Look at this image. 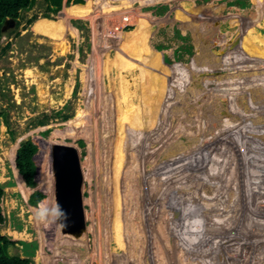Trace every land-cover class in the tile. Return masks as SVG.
I'll return each mask as SVG.
<instances>
[{
	"label": "rangeland",
	"instance_id": "1",
	"mask_svg": "<svg viewBox=\"0 0 264 264\" xmlns=\"http://www.w3.org/2000/svg\"><path fill=\"white\" fill-rule=\"evenodd\" d=\"M67 1L52 13L47 0H37L4 27L0 40V232L15 243L9 253L31 264H67L56 250L57 202L48 203L44 193L45 185L55 196L52 146L66 144L82 155L87 219L82 258L74 255L68 264H228L242 256L261 264L264 254H247L261 246L237 243L243 226L236 229L232 218L258 219L250 239L263 243L264 217L256 214L264 212V143L253 145L264 142V0ZM125 17L129 24H122ZM44 20L57 37L38 30ZM64 40L69 47L62 51ZM26 141L38 148V181L27 199L15 165ZM36 191L46 196L47 216L37 212L41 202L29 203ZM112 192L119 195L116 210ZM111 214L119 225L126 216L125 229L115 224V233Z\"/></svg>",
	"mask_w": 264,
	"mask_h": 264
},
{
	"label": "bare ground",
	"instance_id": "2",
	"mask_svg": "<svg viewBox=\"0 0 264 264\" xmlns=\"http://www.w3.org/2000/svg\"><path fill=\"white\" fill-rule=\"evenodd\" d=\"M124 3V2H123ZM83 6H85V5H83ZM127 7H128V5H126ZM123 8H125V7H123ZM120 9V8H119ZM118 9V10H119ZM129 22H130V18H128V21H127V23L129 24ZM139 22V21H138ZM42 23H45V26L43 27V28H41V29H38L39 31H51V34H52V37H57L58 35H57V31L56 30H54V28H51L50 26H48L49 24L51 25V23H52V21L51 20H44ZM117 28V30L119 29V26H117L116 27ZM141 28V27H140ZM145 29V28H144ZM142 30V28L140 29V30H142L140 33H142L141 35H140V33H138V36H139V38L138 39H140V38H143V40H144V38H145V35H147L146 34V30ZM116 30V29H115ZM54 31V32H53ZM41 32V33H42ZM75 35H76V32L73 30L72 31ZM36 33V32H35ZM119 34V36L121 37L122 35H123V37L124 38H130L132 35H129L128 36V32H119V33H117V35ZM136 35H137V33H136ZM46 36H50V35H47L46 34ZM128 36V37H127ZM119 37V38H120ZM59 39H61V38H56L55 40H59ZM146 39V38H145ZM128 41H130L131 39H127ZM120 41V40H119ZM38 42V41H37ZM57 47H60L61 49H62V51H65L66 49H68V47H69V45H68V43L67 42H65V40L63 41V42H60L59 43V45L57 46ZM126 47V46H125ZM129 47V46H128ZM58 49V48H57ZM54 51V50H53ZM126 51V50H125ZM74 52V51H73ZM128 52V51H127ZM57 53V52H56ZM107 57V56H106ZM157 61H159V60H157ZM27 62V61H26ZM43 62V61H42ZM31 65V64H30ZM57 69V68H56ZM28 72V71H27ZM73 73V72H72ZM182 73V72H181ZM25 74V73H24ZM28 74H32V71H30L29 70V72L27 73V75ZM35 75V74H34ZM183 75V74H182ZM29 77V76H28ZM34 78V77H33ZM73 80V79H72ZM59 81V80H58ZM216 81V80H215ZM242 81V80H241ZM28 82V81H27ZM56 82V81H55ZM60 82V81H59ZM58 82V83H59ZM122 82H123V80H121V81H119V83L122 85ZM135 82V81H134ZM29 83H30V81H29ZM52 83V82H51ZM217 83V82H216ZM34 84H36V83H34ZM60 84V83H59ZM137 84V83H136ZM179 84V83H178ZM37 85V84H36ZM175 85V84H174ZM212 85V84H211ZM215 85H217V84H215ZM68 86V85H67ZM136 86V85H135ZM138 86V85H137ZM176 86V85H175ZM179 86V85H178ZM177 86V87H178ZM38 87V86H37ZM114 87V86H113ZM140 87V86H139ZM210 87V86H209ZM48 88V87H47ZM66 89H68L67 87H65ZM125 88V87H124ZM128 88V87H127ZM206 88V87H205ZM208 88V87H207ZM71 89V88H70ZM175 89V88H174ZM215 89V91H214V94L213 95H221V90H219V91H217L218 90V88H214ZM244 89V88H243ZM178 90V89H177ZM65 91V90H64ZM168 91V90H167ZM221 91V92H220ZM39 92V91H38ZM70 92H71V90H69V92H68V95H70ZM136 92V91H135ZM166 92V91H165ZM181 92V91H180ZM187 92V91H186ZM216 92V93H215ZM40 93V92H39ZM197 93V92H196ZM122 94H124V93H122ZM129 94V93H128ZM165 94V93H164ZM67 95V94H66ZM40 96H41V94H40ZM47 96V95H46ZM66 97V96H65ZM117 97V96H116ZM257 97V96H256ZM123 98V97H122ZM160 98V97H159ZM121 99V98H120ZM164 99V98H163ZM201 101V100H200ZM197 102V101H196ZM199 102V101H198ZM52 103H56V102H54V101H52ZM59 103V102H58ZM60 103H61V100H60ZM118 104H120V103H118ZM208 104V103H207ZM214 104V103H213ZM61 106V105H60ZM122 106V105H121ZM169 106V105H168ZM182 106V105H181ZM253 106V105H252ZM256 106H258V104H256ZM260 106V105H259ZM155 108H156V106H155ZM263 108V107H262ZM152 109H153V107H152ZM166 109V108H165ZM258 109V108H257ZM264 109V108H263ZM119 110V109H118ZM155 110V109H154ZM134 111V110H133ZM205 111V110H204ZM245 111V113H246V111H247V113L246 114H250L251 112H249L248 110H244ZM125 112V111H124ZM166 112H168V111H166ZM209 112V111H208ZM243 112V111H242ZM117 113H118V111H117ZM254 113V112H253ZM252 113V114H253ZM255 113H257V112H255ZM262 113V112H261ZM131 114V113H130ZM136 114V113H135ZM122 115L123 114H119V117H117V118H119V119H121L122 118ZM247 115V116H248ZM116 116H117V114H116ZM127 116V115H126ZM262 116H264V115H262ZM129 117V116H128ZM124 118V117H123ZM137 118V117H136ZM244 118V117H243ZM124 119H126V118H124ZM116 119H114L113 121L114 122H116L115 121ZM123 120V119H122ZM124 121V120H123ZM129 120H127V122H128ZM164 121V120H163ZM243 122H245V121H243ZM119 123V125L120 124H122V123H120V122H118ZM236 124V123H235ZM115 125H117V123L115 124ZM158 125V124H157ZM118 128H116V130H117ZM194 129H195V127H194ZM1 132V131H0ZM3 139V138H2ZM186 140V139H185ZM145 142H147V141H145ZM149 142V141H148ZM109 143V142H108ZM264 142H262L260 145H257V144H254L253 146H256V149H260V147L262 146V144H263ZM113 145V144H112ZM233 145V144H232ZM119 146V145H118ZM238 146V145H237ZM115 147V146H114ZM241 147V146H240ZM239 147V148H240ZM113 148V147H112ZM144 150V149H143ZM142 150V153H144V151ZM123 152H125V151H123ZM238 152V151H237ZM124 154V153H123ZM119 156V155H118ZM122 156V155H121ZM126 157H127V155H126ZM119 158V157H118ZM195 158V157H194ZM244 158V157H243ZM124 159H125V157H124ZM123 159V160H124ZM199 159V158H198ZM239 159V158H238ZM126 160V159H125ZM231 160H232V158H231ZM248 160V159H247ZM127 161V160H126ZM134 161V160H133ZM132 161V162H133ZM240 161H242V160H240ZM239 161V162H240ZM245 161V160H244ZM126 163V162H125ZM116 165V164H115ZM126 168V167H125ZM128 168V167H127ZM248 169H250V168H248ZM117 170V169H116ZM124 170V169H123ZM126 170V169H125ZM128 170V169H127ZM262 170L264 171V166L261 168V172H262ZM238 171V170H237ZM242 171V170H241ZM243 171H247V169L246 170H243ZM116 172V171H115ZM129 172V171H128ZM16 173V172H15ZM239 174V173H238ZM245 174H247V172L245 173ZM230 175H232V174H230ZM18 177H19V182H18V185H19V189H20V191L22 192V194H23V196H24V198L25 199H27V196H28V193H27V191L29 190H33L32 188H29V187H27V186H25V184H24V181L22 180V178H21V176L20 175H17ZM244 176V175H243ZM176 177V176H175ZM245 177H247V176H245ZM110 181V180H109ZM247 181V180H246ZM112 182V181H111ZM153 182H155V181H153ZM200 182V181H199ZM46 183H48V182H46ZM153 184V183H152ZM201 184V183H200ZM206 184V183H205ZM263 184V183H262ZM261 184V185H262ZM113 186V185H112ZM116 186H118V185H116ZM115 186V187H116ZM186 186V185H185ZM44 187H45V189L46 190H44V193L50 198L49 200H48V203H50V202H53L54 201V199H55V196H54V194H53V192H52V190L48 187V186H45L44 185ZM197 187H198V190H201V189H199L200 188V185H197ZM206 186H204V188H205ZM220 187V186H219ZM264 187V186H263ZM213 188V187H212ZM234 188V187H233ZM27 189V190H26ZM203 189V188H202ZM206 189V188H205ZM207 189H208V187H207ZM206 189V190H207ZM222 189V188H221ZM232 189V188H231ZM235 189V188H234ZM121 190V189H120ZM123 190V189H122ZM179 190V189H178ZM188 190H190V189H188ZM220 190V189H219ZM113 191V190H112ZM124 191V190H123ZM204 191V190H203ZM228 191V190H227ZM230 191V190H229ZM228 191V192H229ZM239 191V190H238ZM237 191V192H238ZM7 192H8V190H7ZM205 192V191H204ZM203 192V193H204ZM225 192V191H224ZM122 193V192H121ZM145 193H146V191H145ZM195 193H196V190H195ZM194 193V194H195ZM202 193V194H203ZM211 193V192H210ZM213 193V192H212ZM220 193V192H219ZM218 193V194H219ZM230 193H232V192H230ZM111 194V193H110ZM118 195L117 193H115V192H112V198L113 199H110L111 201H112V203L110 204V208H111V206H112V208H111V210L113 209V210H116V205H115V198H114V195ZM120 194V193H119ZM123 194V193H122ZM192 194V193H191ZM198 194V193H197ZM201 194V193H200ZM205 194V193H204ZM209 194V193H208ZM207 194V195H208ZM226 194V193H225ZM234 195H235V193H233ZM232 194V195H233ZM109 195V194H108ZM187 195V194H186ZM196 195V194H195ZM219 195H221V193L219 194ZM224 195V194H223ZM110 196V195H109ZM119 196V195H118ZM121 196V195H120ZM150 196V195H149ZM197 196V195H196ZM209 196V195H208ZM222 196V195H221ZM179 197V196H178ZM203 197H206V195L205 196H202L201 198L203 199ZM213 197V196H212ZM231 197H233V196H231ZM5 198V197H4ZM215 198V197H214ZM226 198V197H225ZM121 199V198H120ZM205 199H207V197L205 198ZM224 199V198H223ZM240 199V198H239ZM6 200V199H5ZM204 200V199H203ZM212 200V199H211ZM213 200H215V199H213ZM235 200V199H234ZM233 200V201H234ZM258 200V199H257ZM256 200V201H257ZM220 201V200H219ZM229 201V200H228ZM232 201V202H233ZM256 201H255V203H256ZM192 202V201H191ZM211 202V201H210ZM209 202V203H210ZM142 203H143V205L146 203V200H145V202H143L142 201ZM184 204H185V202H183ZM182 203V204H183ZM45 203H40V205L38 206V209H37V212H39V214L41 215V216H47V214L49 213V211H50V209H49V206L45 209V205H44ZM124 204V203H123ZM28 205V204H27ZM52 205H53V207H54V209H55V204H51L50 206H51V208H53L52 207ZM212 205H214V204H212ZM222 205V204H221ZM5 207H7V206H5ZM29 207V206H28ZM189 207V206H188ZM13 208V207H12ZM35 209V207H33L32 206V209ZM219 208V207H218ZM224 208V207H223ZM94 209V208H93ZM101 209H103V208H101ZM125 209H126V207H125ZM190 209V208H189ZM220 209V208H219ZM218 209V210H219ZM260 210H262V211H264V208H259ZM31 210V209H30ZM96 210V209H95ZM182 210V209H181ZM184 210V209H183ZM209 210V209H208ZM8 211V210H7ZM190 211V210H189ZM251 211H253V209H251L250 210V212ZM106 212V211H105ZM186 212V211H185ZM227 212V211H226ZM96 213V212H95ZM110 213V212H109ZM111 213H112V211H111ZM246 214V216H247V213L248 212H243V214ZM254 213H256V212H254ZM190 214V213H189ZM238 214V213H237ZM96 217H98L97 216V214H94ZM248 215H249V213H248ZM257 216L256 217H258L259 219H260V217L261 218H263L264 217V212H262L261 214L258 212L257 214H256ZM94 216V217H95ZM151 216V215H150ZM187 216H190V215H188L187 214ZM204 216V215H203ZM100 217V216H99ZM98 217V218H99ZM205 217V216H204ZM223 217V216H222ZM225 217V216H224ZM223 217V218H224ZM104 218V217H103ZM162 218V217H161ZM227 218V217H226ZM106 219V218H105ZM233 220H234V225L236 226V229H238V228H240V226L242 225L243 227H242V232H240V235H242L241 237H239V239H236V242L237 243H240V242H247V243H251L250 244V246L249 247H251V246H253V244L254 243H256V245H254V246H257V244H259L261 247H259L260 249L259 250H252V248H251V250H250V248H247V250H248V255L250 256V257H252V258H254L253 257V255H257V256H261V254H264V241H263V243H260V242H258V240H257V238L258 237H255V238H253V239H250V237H253V236H255V234H256V232H257V227H259L260 225H259V222H257L258 221V219H257V221H255V220H253V222L252 221H250V222H247V221H245L244 219L242 220V221H238L239 219H237L236 218V216L234 215L233 216V218H232ZM242 219V218H241ZM129 220V219H128ZM99 221V220H98ZM124 221H126V216L121 220V229H125V227H123L124 225H123V222ZM208 221V220H207ZM112 223L111 224V226H113V227H115L114 228V230H115V233L117 232V230H119L118 229V227H116L115 226V224H117L118 226H120L119 225V223H120V219L116 216V215H114V214H111L110 215V217H109V223ZM195 222H197V221H195ZM241 222V223H240ZM33 223V222H32ZM198 223V222H197ZM200 223V222H199ZM225 223V222H224ZM192 224V223H191ZM194 224V223H193ZM203 225V224H202ZM201 225V226H202ZM233 225V224H232ZM233 225V226H234ZM94 226V225H93ZM204 226H205V224H204ZM209 227V226H208ZM217 227V226H216ZM26 228V227H25ZM98 228V227H97ZM191 228V227H190ZM218 228H219V226H218ZM35 229V228H34ZM233 229V228H232ZM190 230V229H189ZM219 230H221L220 228H219ZM61 231H62V229L61 228H59L58 229V239H57V242H58V247L56 246V250L58 251V252H60V254H61V256L62 255H64V257L63 258H65V260L66 259H68V261H67V264L69 263V262H71L72 263V261H74L75 259H74V255L76 256L75 258H82V253H81V250H82V248L84 247V245L83 244H81V240L83 241V243H84V240H83V238H82V235H84V232L82 233V231H80L78 234L77 233H75V232H72V233H67V232H63L62 231V233H61ZM100 231V230H99ZM197 231V230H196ZM209 232V231H208ZM213 232V231H212ZM104 233V232H103ZM216 233V232H215ZM219 233V232H218ZM260 233V232H259ZM63 234H65L66 235V239L64 240L63 238H65L64 236L62 237V235ZM131 234H132V238L133 237H135L134 235H135V233H134V229H132L131 230ZM140 234V233H139ZM201 234V233H200ZM223 234H225V233H223ZM262 234V233H261ZM98 235L100 236V240H101V243L103 244V235H102V232L100 231L99 233H98ZM105 235V234H104ZM213 235V234H212ZM260 235V234H259ZM258 235V236H259ZM21 236V235H20ZM129 236V235H128ZM201 236V235H200ZM202 236H204V235H202ZM230 236V235H229ZM262 236H264V235H262ZM261 236V237H262ZM40 237V236H39ZM86 237V236H85ZM113 237H114V235H113ZM138 237H139V235H138ZM137 237V238H138ZM141 237V236H140ZM234 237H235V235H234ZM202 238V237H201ZM207 238V237H206ZM211 238V237H210ZM232 238V237H231ZM230 238V239H231ZM236 238V237H235ZM116 239V238H115ZM139 240H141V242L144 240V239H141V238H138ZM147 239V238H146ZM233 239V238H232ZM63 240H64V242H63ZM122 240V238L120 237H118V239H117V242H119V244H120V246H121V250L120 251H122L123 253L125 252L124 250H123V245H121L122 243L120 242ZM217 240V239H216ZM136 241V240H135ZM202 241H203V239H202ZM145 242H147V241H145ZM135 243V242H134ZM133 243V244H134ZM140 243V242H139ZM228 243V242H227ZM101 244V245H102ZM106 244V243H105ZM141 245H142V243H140ZM144 244V243H143ZM207 243H206V241H205V245H206ZM219 243H217L216 242V244L214 245L213 244V246H217V247H219V246H221L222 244H221V242H220V244L218 245ZM228 244H230V243H228ZM234 244V243H233ZM232 244V245H233ZM209 245V244H208ZM231 245V244H230ZM237 245V244H236ZM249 245V244H248ZM117 246V244L115 243V242H113V247H112V250L115 248ZM210 246V245H209ZM212 246V245H211ZM235 246V245H234ZM228 247V246H227ZM77 248H78V250H77ZM85 248V247H84ZM130 248V247H129ZM129 248H128V252H125V254L127 255V256H129L128 254L130 253V250H129ZM158 248V247H157ZM212 248V247H211ZM236 248V247H235ZM234 248V249H235ZM255 249H256V247H254ZM131 249V248H130ZM137 249H139V248H137ZM224 249H226V248H224ZM238 249V248H237ZM133 250V249H132ZM230 250V249H229ZM141 251V250H140ZM214 251V250H213ZM220 251V250H219ZM243 251V250H242ZM241 251V252H242ZM41 250H39V261H43L42 260V257L40 256L41 255ZM155 252V251H154ZM203 252V251H202ZM239 252V251H238ZM131 253H133V252H131ZM140 253V252H139ZM215 253V252H214ZM240 253V252H239ZM246 253V252H245ZM58 254V253H57ZM136 255L135 256H138L137 255V253H135ZM217 254V253H216ZM204 255V254H203ZM225 255V254H224ZM229 255H232V254H229ZM241 255H242V253H241ZM247 255V256H248ZM206 256V255H205ZM239 256V255H238ZM263 256V255H262ZM201 257V256H200ZM249 257V258H250ZM128 258V257H127ZM133 258H135L134 256H133ZM225 258V257H224ZM244 258H245V256H242V258L239 260L238 259V261L237 260H235V259H233L232 260V262H229L228 264H256V263H254V262H252V263H248V262H246V261H244ZM122 259V258H121ZM147 259V258H146ZM222 259H223V257H222ZM260 260H263L262 261V263H264V258H259ZM61 260H62V258H61ZM131 260V259H130ZM135 260H137V257L135 258ZM220 260V259H219ZM45 261V260H44ZM213 261V260H212ZM254 261V260H253ZM146 262V261H145ZM222 262V261H221ZM227 262V261H226ZM256 262V261H255ZM59 263V262H58ZM85 263V262H84ZM225 263V262H224ZM261 263V264H262ZM61 264H65V263H62L61 262ZM123 264H126V263H124L123 262ZM127 264H129V263H127ZM131 264V263H130ZM141 264V263H140ZM217 264V263H216Z\"/></svg>",
	"mask_w": 264,
	"mask_h": 264
},
{
	"label": "water",
	"instance_id": "3",
	"mask_svg": "<svg viewBox=\"0 0 264 264\" xmlns=\"http://www.w3.org/2000/svg\"><path fill=\"white\" fill-rule=\"evenodd\" d=\"M6 24L14 25V20L8 19ZM50 155L59 223L63 232L79 233L87 227L82 155L76 146L66 144H54ZM18 156L17 151L16 160Z\"/></svg>",
	"mask_w": 264,
	"mask_h": 264
},
{
	"label": "trees",
	"instance_id": "4",
	"mask_svg": "<svg viewBox=\"0 0 264 264\" xmlns=\"http://www.w3.org/2000/svg\"><path fill=\"white\" fill-rule=\"evenodd\" d=\"M37 0H0V40L4 30L7 26L8 19L18 22L22 11L29 10L34 7ZM82 5L85 4V0H68L67 4ZM48 10L52 13H58L62 10L64 0H47ZM38 148L32 141L23 142L18 150L17 169L20 175L26 182V185L30 188L36 187V175L37 166L35 164L34 156L37 153ZM5 195L4 188L0 185V224L5 222V217L2 214L1 203ZM46 196L41 191H36L31 194L29 203L33 206L38 204ZM15 243L8 237L4 236L0 232V264H31L30 258H22L20 256H14L9 253V248Z\"/></svg>",
	"mask_w": 264,
	"mask_h": 264
},
{
	"label": "built area",
	"instance_id": "5",
	"mask_svg": "<svg viewBox=\"0 0 264 264\" xmlns=\"http://www.w3.org/2000/svg\"><path fill=\"white\" fill-rule=\"evenodd\" d=\"M128 18H129V17H125V18L122 20V24H123V23L128 24V23H127Z\"/></svg>",
	"mask_w": 264,
	"mask_h": 264
}]
</instances>
